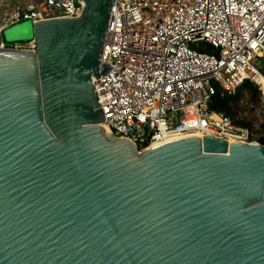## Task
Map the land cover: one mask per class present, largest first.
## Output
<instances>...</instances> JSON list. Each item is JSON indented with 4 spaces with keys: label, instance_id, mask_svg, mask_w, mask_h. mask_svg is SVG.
<instances>
[{
    "label": "water",
    "instance_id": "obj_1",
    "mask_svg": "<svg viewBox=\"0 0 264 264\" xmlns=\"http://www.w3.org/2000/svg\"><path fill=\"white\" fill-rule=\"evenodd\" d=\"M81 1L1 31L35 51L0 49V264H264V144L105 132L112 0Z\"/></svg>",
    "mask_w": 264,
    "mask_h": 264
},
{
    "label": "built area",
    "instance_id": "obj_2",
    "mask_svg": "<svg viewBox=\"0 0 264 264\" xmlns=\"http://www.w3.org/2000/svg\"><path fill=\"white\" fill-rule=\"evenodd\" d=\"M81 6V0H39L0 22V34L23 20L76 17ZM5 48L34 52L35 42L0 35ZM258 58H264V0H112L100 74L91 77L100 123L138 151L189 134L260 143L264 117L259 134V127L208 108L216 87L233 94L246 80L264 101Z\"/></svg>",
    "mask_w": 264,
    "mask_h": 264
},
{
    "label": "rangeland",
    "instance_id": "obj_3",
    "mask_svg": "<svg viewBox=\"0 0 264 264\" xmlns=\"http://www.w3.org/2000/svg\"><path fill=\"white\" fill-rule=\"evenodd\" d=\"M39 0H0V22H9L12 16L19 12L28 9ZM257 65L264 74V58L257 59ZM233 116L237 119L251 122V125L257 129L259 134L262 131V119L264 117V101L257 97L250 99L248 93L243 90L239 99L232 105Z\"/></svg>",
    "mask_w": 264,
    "mask_h": 264
},
{
    "label": "trees",
    "instance_id": "obj_4",
    "mask_svg": "<svg viewBox=\"0 0 264 264\" xmlns=\"http://www.w3.org/2000/svg\"><path fill=\"white\" fill-rule=\"evenodd\" d=\"M206 50L207 52L214 51L209 46ZM243 90L248 93V97L250 99L254 98L255 96L257 97L258 95L257 87L247 80L243 81L242 84L236 88L233 94L224 93L219 89V87H216V90L211 96L210 101L208 103V108L215 112H220L226 115L233 116L232 105L239 99V96ZM236 122L240 125L251 126V122L249 121L237 119ZM259 142L264 144V138H259Z\"/></svg>",
    "mask_w": 264,
    "mask_h": 264
},
{
    "label": "bare ground",
    "instance_id": "obj_5",
    "mask_svg": "<svg viewBox=\"0 0 264 264\" xmlns=\"http://www.w3.org/2000/svg\"><path fill=\"white\" fill-rule=\"evenodd\" d=\"M105 132H108V130H106ZM225 139L230 140L229 138H225Z\"/></svg>",
    "mask_w": 264,
    "mask_h": 264
}]
</instances>
